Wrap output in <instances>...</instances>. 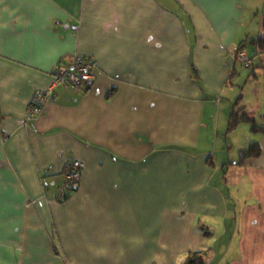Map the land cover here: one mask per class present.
Masks as SVG:
<instances>
[{
  "label": "crops",
  "instance_id": "crops-1",
  "mask_svg": "<svg viewBox=\"0 0 264 264\" xmlns=\"http://www.w3.org/2000/svg\"><path fill=\"white\" fill-rule=\"evenodd\" d=\"M263 14L264 0H0V264H183L208 249L207 264H264V132H227L242 80L238 107L264 126V68L234 53ZM74 54L96 60L94 84L58 87L28 119ZM252 141L261 155L239 164ZM70 159L85 167L58 201Z\"/></svg>",
  "mask_w": 264,
  "mask_h": 264
},
{
  "label": "built area",
  "instance_id": "built-area-1",
  "mask_svg": "<svg viewBox=\"0 0 264 264\" xmlns=\"http://www.w3.org/2000/svg\"><path fill=\"white\" fill-rule=\"evenodd\" d=\"M235 58L245 68H251L254 62V57L245 50H241ZM96 68L97 62L90 56L74 54L69 59H61L52 70L50 84L34 92L28 104V119L42 113L45 104L56 97L58 87H68L77 92L89 89L95 82ZM84 167V162L79 159H70L65 163L55 200L63 201L71 195L81 180Z\"/></svg>",
  "mask_w": 264,
  "mask_h": 264
},
{
  "label": "trees",
  "instance_id": "trees-1",
  "mask_svg": "<svg viewBox=\"0 0 264 264\" xmlns=\"http://www.w3.org/2000/svg\"><path fill=\"white\" fill-rule=\"evenodd\" d=\"M247 46H253L254 52L253 57L258 56V59L253 63L251 73H254L256 67L264 68V14L261 19V32L257 37L241 41L235 48L234 53L235 57L238 56L241 50L247 48ZM236 70H233L229 76V81L233 78ZM243 93H240L237 99L234 102L233 109L229 116V121L227 125V132H233L242 123H248L251 125V130L253 132H264V126L259 125L256 122V118L253 117L246 111L245 107H238L241 100L243 99ZM262 153L261 146L258 142L252 141L246 148L239 151L238 163H245L249 158L259 157ZM209 164L213 165V162L210 161ZM205 233L209 235L210 231L205 229ZM210 253V250H189L184 257L183 264H207V257Z\"/></svg>",
  "mask_w": 264,
  "mask_h": 264
},
{
  "label": "rangeland",
  "instance_id": "rangeland-1",
  "mask_svg": "<svg viewBox=\"0 0 264 264\" xmlns=\"http://www.w3.org/2000/svg\"><path fill=\"white\" fill-rule=\"evenodd\" d=\"M250 51V50H249ZM245 69H247L248 71H247V74H248V72L251 70L252 71V69H248V68H245ZM255 70L257 71V73H256V75H257V78H261L262 77V73H261V68L260 67H256L255 68ZM252 78H255V77H252ZM243 81L244 80H242L241 81V83L237 86V89H238V91H237V95L235 96V99H236V97H238L239 96V94L240 93H247L248 92V87H245L244 86V83H243ZM234 101V100H233ZM234 103V102H233ZM248 109H249V106L247 107ZM246 127H243V128H248L247 126L248 125H245ZM224 130H222V132H220V138H221V142H218L217 143V146H215L216 148H215V150H214V153L217 155V161H218V163L221 165V164H223L225 161H226V155H225V146L224 145H221V143H223L224 142V134H225V131H226V128H223ZM245 129H241V133L240 134H245ZM235 134V133H234ZM232 136H234V135H232ZM231 138V137H230ZM229 139V138H228ZM225 157V158H224ZM225 167H227V165L225 166ZM227 187H230L231 188V190H233V188L234 187H232L231 185H230V182H228L227 183V185H226Z\"/></svg>",
  "mask_w": 264,
  "mask_h": 264
}]
</instances>
